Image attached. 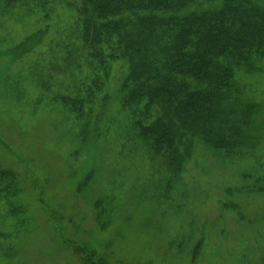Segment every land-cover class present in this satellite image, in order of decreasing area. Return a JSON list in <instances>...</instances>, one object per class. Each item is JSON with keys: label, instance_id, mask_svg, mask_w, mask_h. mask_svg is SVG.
Segmentation results:
<instances>
[{"label": "rangeland", "instance_id": "obj_1", "mask_svg": "<svg viewBox=\"0 0 264 264\" xmlns=\"http://www.w3.org/2000/svg\"><path fill=\"white\" fill-rule=\"evenodd\" d=\"M69 1L80 3L57 1L43 19L0 0V166L17 174L25 208L12 217L0 204V264H264V70L238 79L259 104L255 147L226 156L193 138L174 172L118 99L124 65L89 126L63 104L88 70L68 37Z\"/></svg>", "mask_w": 264, "mask_h": 264}, {"label": "trees", "instance_id": "obj_2", "mask_svg": "<svg viewBox=\"0 0 264 264\" xmlns=\"http://www.w3.org/2000/svg\"><path fill=\"white\" fill-rule=\"evenodd\" d=\"M6 1L48 19L61 0ZM192 1H69L75 15L68 37L81 41L88 70L78 94L64 96L63 104L89 126L93 105L101 97L107 101L115 70L124 65L118 99L138 137L174 172L184 162L181 147L193 138L226 156L242 157L257 144L259 104L245 99L248 90L238 79L264 70V6L259 0H209L221 4L184 13ZM20 193L15 171L0 166V204L12 217L25 211ZM88 264L105 262L90 257Z\"/></svg>", "mask_w": 264, "mask_h": 264}]
</instances>
